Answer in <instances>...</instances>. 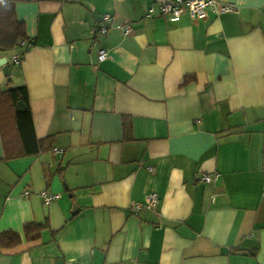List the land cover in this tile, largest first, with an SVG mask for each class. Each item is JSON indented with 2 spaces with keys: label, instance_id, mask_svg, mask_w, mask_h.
Listing matches in <instances>:
<instances>
[{
  "label": "crops",
  "instance_id": "obj_1",
  "mask_svg": "<svg viewBox=\"0 0 264 264\" xmlns=\"http://www.w3.org/2000/svg\"><path fill=\"white\" fill-rule=\"evenodd\" d=\"M217 1L238 12L16 4L28 40L0 51V88L27 109L0 99V236L20 240L0 239V264H264V0Z\"/></svg>",
  "mask_w": 264,
  "mask_h": 264
},
{
  "label": "built area",
  "instance_id": "obj_2",
  "mask_svg": "<svg viewBox=\"0 0 264 264\" xmlns=\"http://www.w3.org/2000/svg\"><path fill=\"white\" fill-rule=\"evenodd\" d=\"M188 12L192 19L202 20L206 19L210 14L223 15L237 13L238 8L231 3H221L217 0H154L153 6L147 11L146 17L148 18H166L170 21L177 22L182 16ZM112 17L108 14L102 15L97 23V35L100 37L105 36L110 29V23ZM125 35H131L133 29L129 26H121ZM108 51L101 49L99 51V60L104 61L108 58ZM15 63H20V56L15 55L13 57ZM221 178V174L214 173H202L198 181L202 183H213ZM44 202L50 204L56 198L57 195L50 194L46 191L42 192ZM159 196L156 193L149 195L146 203L147 209H154L159 204ZM143 208L142 205H137L135 211H140Z\"/></svg>",
  "mask_w": 264,
  "mask_h": 264
},
{
  "label": "trees",
  "instance_id": "obj_3",
  "mask_svg": "<svg viewBox=\"0 0 264 264\" xmlns=\"http://www.w3.org/2000/svg\"><path fill=\"white\" fill-rule=\"evenodd\" d=\"M25 0H0V51L8 52L16 49L22 42L28 40V36L26 33L25 25L20 22L15 13V6L19 2H23ZM19 93H22V96H18ZM27 91L25 88H14L9 91H2L0 88V99L12 98L14 102H17L20 97L25 100L27 99L26 94ZM17 95V96H16ZM17 97V98H16ZM29 116V114H25ZM30 117V116H29ZM31 121V120H30ZM38 224H27L25 229L26 233L31 236L29 233L32 228H38ZM37 236V235H35ZM7 237L13 238V241H19L20 236L17 233L9 232L2 234L0 239L5 241ZM34 237V236H33Z\"/></svg>",
  "mask_w": 264,
  "mask_h": 264
},
{
  "label": "water",
  "instance_id": "obj_4",
  "mask_svg": "<svg viewBox=\"0 0 264 264\" xmlns=\"http://www.w3.org/2000/svg\"><path fill=\"white\" fill-rule=\"evenodd\" d=\"M7 59L6 58H0V67H3L4 73L5 75H7L9 77V80H11L10 78V70L9 67L7 66ZM18 109L20 111H25L27 109L26 104L24 103V101H20L18 103ZM75 210H76V204L74 205Z\"/></svg>",
  "mask_w": 264,
  "mask_h": 264
}]
</instances>
